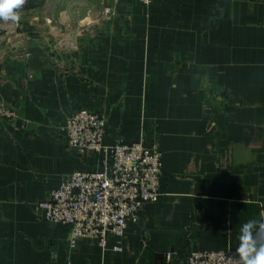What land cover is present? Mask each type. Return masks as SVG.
I'll return each instance as SVG.
<instances>
[{
    "label": "crops",
    "instance_id": "0c3cea01",
    "mask_svg": "<svg viewBox=\"0 0 264 264\" xmlns=\"http://www.w3.org/2000/svg\"><path fill=\"white\" fill-rule=\"evenodd\" d=\"M101 9L44 0L18 25L0 22V105L16 112L0 116V264H184L190 251L238 246L240 225L260 219L264 0ZM83 108L104 116V144H157L161 193L122 236L69 248L68 227L38 204L69 173L100 165L102 154H78L58 131Z\"/></svg>",
    "mask_w": 264,
    "mask_h": 264
},
{
    "label": "built area",
    "instance_id": "2783aa9c",
    "mask_svg": "<svg viewBox=\"0 0 264 264\" xmlns=\"http://www.w3.org/2000/svg\"><path fill=\"white\" fill-rule=\"evenodd\" d=\"M99 1L101 12L107 17L115 13L120 2ZM151 1L137 0L146 7ZM0 116L10 119L16 117V112L0 105ZM58 131L78 154L93 151L103 157L99 167L73 171L57 188L50 190L47 198L38 204L42 218L68 227L69 248L80 238H91L103 247L107 234L122 236L127 222L137 220L145 204L158 200L162 152L144 135L133 141L119 137L112 144H104L105 118L89 109L70 113L58 125ZM260 218H264V207L260 210ZM236 247L190 251L184 264H236ZM113 249L120 250V247ZM166 257L170 258V254Z\"/></svg>",
    "mask_w": 264,
    "mask_h": 264
},
{
    "label": "clouds",
    "instance_id": "9594fccd",
    "mask_svg": "<svg viewBox=\"0 0 264 264\" xmlns=\"http://www.w3.org/2000/svg\"><path fill=\"white\" fill-rule=\"evenodd\" d=\"M29 0H0V22L16 26ZM236 264H264V218L240 225Z\"/></svg>",
    "mask_w": 264,
    "mask_h": 264
},
{
    "label": "trees",
    "instance_id": "16d2710c",
    "mask_svg": "<svg viewBox=\"0 0 264 264\" xmlns=\"http://www.w3.org/2000/svg\"><path fill=\"white\" fill-rule=\"evenodd\" d=\"M44 0H29L28 4L26 5V7L24 9H30V8H34L38 5H40Z\"/></svg>",
    "mask_w": 264,
    "mask_h": 264
},
{
    "label": "rangeland",
    "instance_id": "374dc122",
    "mask_svg": "<svg viewBox=\"0 0 264 264\" xmlns=\"http://www.w3.org/2000/svg\"><path fill=\"white\" fill-rule=\"evenodd\" d=\"M99 1V0H98ZM100 2V1H99ZM101 4V3H100ZM102 10V9H101ZM101 12V11H100ZM101 15L103 18H106L107 16L103 15L102 12H101ZM110 17V16H109ZM108 18V17H107Z\"/></svg>",
    "mask_w": 264,
    "mask_h": 264
}]
</instances>
